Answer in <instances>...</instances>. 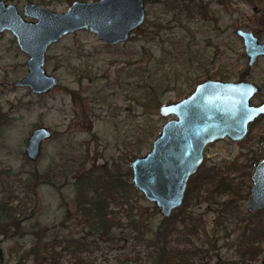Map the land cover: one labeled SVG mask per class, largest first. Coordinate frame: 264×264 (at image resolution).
I'll use <instances>...</instances> for the list:
<instances>
[{"label":"rangeland","instance_id":"rangeland-1","mask_svg":"<svg viewBox=\"0 0 264 264\" xmlns=\"http://www.w3.org/2000/svg\"><path fill=\"white\" fill-rule=\"evenodd\" d=\"M9 1L20 9L25 3L34 2L62 13L74 0ZM162 1L146 3L147 17L141 26L144 33L134 31L126 42L109 46L88 30H79L51 45L45 65L58 78V85L46 94L36 95L27 87L11 85L26 74L27 56L18 50L11 34H0V199H5L7 217L12 214V219L7 218L10 231L0 236L6 253L4 264H15L14 247L31 240L28 231L32 225L36 229L37 222L92 242L85 255L95 264H130V259L142 252L133 244L121 213V224L112 227L110 235L102 239L80 213H75L71 181L59 175H43L63 166L66 161L61 158L65 154H83L89 167L93 161L100 164L112 158L125 163L150 149L167 119L160 116L158 109L145 106L139 87L142 80H147V65L154 64L155 59L160 61L158 78L170 81L161 86L166 89L160 97L161 104L187 96L207 78L206 71L214 77L216 70L204 64L214 50L223 49L224 56L222 52L215 61L219 69L229 71V80H237L240 72H247L245 79L261 88L252 102L259 103L264 96V56L248 66L242 40L236 35L241 28L252 31L259 41L264 40V0H229L226 5L220 0H203L208 6L199 12V7L194 9L191 4V13L169 10ZM3 83L10 85L3 87ZM70 90L78 92L77 97L73 98ZM37 126H45L53 134L42 143L40 158L30 162L24 148L31 130ZM150 130L156 133L144 140L138 150V139L143 140ZM263 139L264 116L253 123L241 141L224 138L208 145L202 164L188 181L186 204L183 200L173 212L185 210L201 218L210 235L220 229L217 246L224 248L211 251V262L218 256L232 257L235 252L234 233L227 237L224 234L237 227L236 234L239 221L246 218L254 164L264 159ZM214 174L221 178L219 185L206 183ZM203 179L206 181L201 183ZM142 198L134 203L133 212L142 213V218L144 212L159 222L163 217L158 209ZM226 202L235 205L228 208L233 209L232 217L218 220L217 226V217ZM239 205L242 207L237 213ZM68 210L71 217L65 218ZM258 213L264 218V209ZM14 220L21 223H13ZM22 230H27L28 235H23ZM227 245H231L230 249ZM260 245L264 248V239ZM263 258L261 253L254 264H260Z\"/></svg>","mask_w":264,"mask_h":264},{"label":"water","instance_id":"water-1","mask_svg":"<svg viewBox=\"0 0 264 264\" xmlns=\"http://www.w3.org/2000/svg\"><path fill=\"white\" fill-rule=\"evenodd\" d=\"M23 10L34 21H26L15 5L0 0V32L10 31L28 56L27 75L12 86L27 87L36 95L48 93L57 84L56 77L45 69L46 52L52 44L79 30H88L108 45L123 43L146 19L144 0L74 1L62 13L36 4L25 5ZM236 35L242 40L249 66L264 56V40L241 28ZM258 91L250 81L207 79L188 96L159 106L160 116L167 119L150 149L133 158L129 166L134 188L163 218L182 205L188 180L203 162L206 146L224 138L242 140L249 124L264 115V99L258 105L251 103ZM51 137L47 127L33 128L24 148L27 160L36 162L42 143ZM251 179L247 208L258 212L264 209V159L255 163Z\"/></svg>","mask_w":264,"mask_h":264},{"label":"trees","instance_id":"trees-1","mask_svg":"<svg viewBox=\"0 0 264 264\" xmlns=\"http://www.w3.org/2000/svg\"><path fill=\"white\" fill-rule=\"evenodd\" d=\"M220 1L225 2L226 5L229 0ZM152 2L156 3L158 0H152ZM162 3L169 10L175 9L178 12L186 11L188 13L193 11L191 4L194 9L199 7V12L208 6L203 4V0H163ZM135 31L144 33L141 27ZM222 52L224 56V49L222 51L214 50L212 56H209L206 60L207 64L204 65H209V69L216 70L213 73L214 77L209 75V71H206L207 78L227 80L232 77L228 70H220V65L215 62L220 58ZM169 53L166 52V54ZM155 60L154 64L149 67L147 65V80H142L139 87L144 94L145 106L154 107L157 110L161 105L160 97L166 90L161 89V86L170 83V81L167 78H158V62L160 61ZM246 75L247 72H240L238 78L244 79ZM69 93L73 98L78 95V92L72 90ZM155 133L150 130L145 133L143 140L138 139V150L144 144V140L146 142V139L154 136ZM82 155L75 157L65 154L61 160H65L66 163L63 166H57L56 171L48 170L43 177L49 175L58 177L59 175L65 177L69 182L71 181L70 192L73 195L71 202L75 207V213H80L93 228L95 234H98L102 239L105 238L104 236L110 235L112 227L121 224V218H119V213H121V217L126 218V227L129 229L130 237L134 241L133 244L142 249V255L140 252L136 253L130 259V264H254L259 255L264 253V248L260 245L262 239H264V218L261 217V213L250 212L245 209L244 215L246 218L242 217L239 221L241 224L238 226L236 234L235 229L237 227L233 231L224 234L227 237L234 233L232 245L235 246V252H233V256H218L211 262V251L215 250L217 252L224 248V246H217L221 238L219 237L220 229L213 231L210 235L205 230L203 222H200L202 221L201 218L195 217L192 213L185 212V210L180 213H173V211L168 218H162L159 222H156L151 215V218L148 215L145 216L146 213L144 212L142 218V213L135 214L133 212L134 203L138 199L141 200L142 196L134 189L130 181L129 163L132 159H128L125 163L120 158H112L100 164H95L93 161L91 166L86 167V161ZM124 164H126V168ZM203 181L206 180H201V183ZM209 182L219 185L221 178L214 174L212 179H209L206 183ZM189 193L188 187L184 197L185 204L189 198ZM5 204V199H0V236L6 235L11 227V224L7 223V218L12 219V214L7 217L8 212L5 211ZM232 206L235 205L230 202L223 204L217 217V226L220 223L218 220L232 217L230 211L233 209L228 210ZM240 207L242 206L237 207V213H240ZM115 209L116 211H114ZM152 209L155 212V209ZM71 214L72 212L70 213L68 210L65 218L71 217ZM19 222L21 223L20 220ZM13 223L18 224L15 220ZM37 225L36 229L32 225V229L28 231L32 237L30 241L24 243V245L17 243L14 247L15 264H95L92 259L85 255V251L89 249L92 242L89 243L84 237L62 233L57 226H47L40 224V222H37ZM26 231L22 230V234L28 235ZM230 246L227 245V249H230ZM5 254L0 238V264H4Z\"/></svg>","mask_w":264,"mask_h":264},{"label":"flooded vegetation","instance_id":"flooded-vegetation-1","mask_svg":"<svg viewBox=\"0 0 264 264\" xmlns=\"http://www.w3.org/2000/svg\"><path fill=\"white\" fill-rule=\"evenodd\" d=\"M3 1H4L5 3H11V4L15 5L16 8H17L18 13L21 14V15L24 17V19H25L26 21H31V20H33V19L24 16V14H23V12H24V10H23V6L28 5V4H36V5H38V6H42V5L37 4V3H34V2H28V3L23 4L22 7H21V9H20L15 3H13V2H11V1H9V0H3ZM74 1H86V0H74ZM74 1H72V2H74ZM93 1H94V0H93ZM148 1H149V0H144V6H145V7H146V3H147ZM158 1H160V0H158ZM72 2H71V3H72ZM71 3H70V4H71ZM203 4H205L204 1H203ZM42 7H44V6H42ZM46 8H47V7H46ZM145 9H146V8H145ZM146 17H147V14H146ZM145 20H146V19H145ZM33 21H34V20H33ZM144 23H145V22H144ZM141 26H142V25H141ZM141 26H140V27H141ZM134 31H135V30H134ZM134 31H133V32H134ZM4 32H8L9 34H11V35L13 36V34H12L10 31H6V30L1 31L0 34H1V33H4ZM133 32H132V33H133ZM253 34H254V33H253ZM131 35H132V34H131ZM256 37H257V36H256ZM13 38H14V41H15V37H14V36H13ZM129 38H130V37H129ZM257 38H258V37H257ZM258 40H259V39H258ZM15 44H16L18 50L21 51V50L19 49V47H18L16 41H15ZM105 44H106V43H105ZM52 45H53V44H52ZM107 45H108V44H107ZM115 45H116V44H115ZM109 46H114V45H109ZM21 52H22V51H21ZM22 53H24V52H22ZM46 53H47V52H46ZM24 54H25V53H24ZM25 55H26V54H25ZM244 55H245V54H244ZM26 56H27V55H26ZM260 57H262V56H260ZM260 57H259V58H260ZM259 58H258V59H259ZM27 59H28V56H27ZM258 59H257V60H258ZM256 62H257V61H256ZM256 62H255V63H256ZM255 63H253L252 65H254ZM45 64H46V56H45ZM247 64H248V63H247ZM252 65H251V66H252ZM248 66H249V65H248ZM26 67H27V60H26ZM45 69H46V65H45ZM46 72H47V74H49V75H53V74H50V73L47 71V69H46ZM27 73H28V70H27V72H26V74H25L24 76H26ZM24 76H23V77H24ZM53 76L56 77L55 75H53ZM23 77H21V78H19V79H22ZM19 79H16V80H19ZM56 79H57V84H56V86H57V85H58V78L56 77ZM207 79H218V80H224V81H239V80L249 81V80H247V79H245V78H244V79H237V80H229V79L225 80V79H219V78H206V79H204V80H207ZM204 80H202V81H200V82H203ZM14 81H15V80H14ZM14 81H13V82H14ZM13 82H11V85H12ZM200 82H199V83H200ZM250 82H252V81H250ZM199 83H197V84H199ZM252 83L255 84V85L259 88L258 93H256V94L253 96V98H254L256 95H259V94L261 93V88H260L259 85H257L256 83H254V82H252ZM197 84H196V85H197ZM9 85H10L9 83H3V87H7V86H9ZM196 85H195V86H196ZM56 86H55V87H56ZM195 86H194V88H195ZM194 88H193V90H194ZM53 89H54V88H53ZM193 90H192L190 93H192ZM50 91H51V90H50ZM190 93H189V94H190ZM189 94H188V95H189ZM188 95H187V96H188ZM185 97H186V96H185ZM253 98H252V99H253ZM252 99H251V103H252V104H255V103L252 102ZM263 99H264V96L261 98L260 102H259V103H256L255 105L260 104V103L262 102ZM263 116H264V115H260L259 117H257L254 121H252V122L249 124V131H250V127L253 125V123H254L255 121H257L259 118L263 117ZM50 131H51V130H50ZM249 131H248V133H249ZM51 132H52V131H51ZM248 133H247V134H248ZM52 134H53V133H52ZM246 136H247V135H246ZM246 136H245V137H246ZM245 137H244V138H245ZM244 138H243V139H244ZM226 139H227V138H226ZM263 140H264V139H263ZM263 140H262V141H263ZM240 141H241V140H240ZM262 141H261V146H262ZM236 142H237V141H236ZM212 143H213V142H212ZM210 144H211V143H210ZM210 144H208V145H210ZM208 145H207V146H208ZM207 146H206V147H207ZM262 147H263V146H262ZM204 152H205V150H204ZM203 159H204V158H203ZM262 160H263V159H262ZM260 161H261V160H260ZM258 162H259V161H258ZM256 163H257V162H256ZM201 164H202V163H201ZM254 165H255V164H254ZM197 170H198V169H197ZM196 172H197V171H196ZM196 172H195V173H196ZM252 172H253V171H252ZM251 176H252V175H251ZM191 177H193V175L190 176V178H191ZM190 178H189V179H190ZM188 181H189V180H188ZM187 184H188V183H187ZM250 193H251V192H250Z\"/></svg>","mask_w":264,"mask_h":264}]
</instances>
